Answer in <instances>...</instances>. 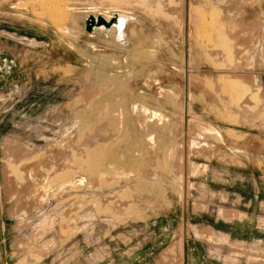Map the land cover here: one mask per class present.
Segmentation results:
<instances>
[{"label":"rangeland","instance_id":"rangeland-1","mask_svg":"<svg viewBox=\"0 0 264 264\" xmlns=\"http://www.w3.org/2000/svg\"><path fill=\"white\" fill-rule=\"evenodd\" d=\"M0 264H264V0H0Z\"/></svg>","mask_w":264,"mask_h":264},{"label":"bare ground","instance_id":"bare-ground-1","mask_svg":"<svg viewBox=\"0 0 264 264\" xmlns=\"http://www.w3.org/2000/svg\"><path fill=\"white\" fill-rule=\"evenodd\" d=\"M114 1V0H113ZM247 1V0H246ZM99 9V8H98ZM201 12V11H200ZM89 14V13H88ZM128 14V13H127ZM244 14V13H243ZM241 15V14H240ZM90 16H93V15H90ZM114 16H116V19L117 21L114 23V25L109 28V29H105L103 27H100V28H94L93 29V32L96 31V30H100V29H103L105 31H110L113 33L114 37L115 38H121L123 36V32H124V29L126 28V25H127V22H128V16L125 14V12H119L117 10H114L112 11L111 13L108 14V12H101V13H97L95 16H93L94 18H97V17H102L103 19H105L106 21H109L110 19H112ZM89 18V17H87ZM86 18V19H87ZM85 19V20H86ZM85 20H84V23H85ZM234 29V28H233ZM93 32H91L90 34H92ZM109 32V33H110ZM236 33V32H235ZM236 35V34H235ZM240 36V35H239ZM227 46V45H226ZM234 92V91H233ZM230 95V94H229ZM240 97V96H239ZM242 97V96H241ZM241 99V98H240ZM93 101V100H92ZM92 105V104H91ZM98 113V112H97ZM151 116L155 117L156 114L153 113ZM152 118V117H151ZM151 141V140H150ZM89 150V149H88ZM87 150V151H88ZM105 152H106V148L103 146H96V148H94L93 151H91L90 153H93V157L90 156V154L87 156L85 153V155L87 156V160L88 162L90 161V159H92V162H93V166H94V162L96 161V158L99 157V156H102V155H105ZM86 158V157H85ZM82 160V159H81ZM84 162V161H83ZM81 163V162H80ZM88 164V163H85V165ZM15 165V164H14ZM82 165V164H81ZM92 165V164H91ZM176 166V165H175ZM89 167V165H88ZM90 169V168H89ZM172 170V169H171ZM89 171V170H88ZM64 173V172H63ZM62 174V173H61ZM58 175V174H57ZM64 175V174H62ZM63 177V176H62ZM181 177V176H180ZM23 178V177H22ZM64 178V177H63ZM60 180V179H58ZM174 181V180H173ZM175 183V182H174ZM113 203V202H112ZM117 205V204H116ZM128 213V212H127ZM126 218V217H125ZM27 258V257H26ZM24 260V259H23ZM26 260V259H25ZM28 263V262H27Z\"/></svg>","mask_w":264,"mask_h":264},{"label":"water","instance_id":"water-1","mask_svg":"<svg viewBox=\"0 0 264 264\" xmlns=\"http://www.w3.org/2000/svg\"><path fill=\"white\" fill-rule=\"evenodd\" d=\"M116 21H117L116 16H114L109 21H106L102 17L94 18L93 16H89V18H87L84 23L85 31L87 33H91L93 32L94 28H100V27L109 29L114 25Z\"/></svg>","mask_w":264,"mask_h":264}]
</instances>
